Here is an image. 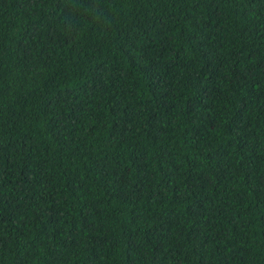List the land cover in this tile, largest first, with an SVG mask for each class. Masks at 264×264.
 I'll list each match as a JSON object with an SVG mask.
<instances>
[{
    "label": "trees",
    "instance_id": "obj_1",
    "mask_svg": "<svg viewBox=\"0 0 264 264\" xmlns=\"http://www.w3.org/2000/svg\"><path fill=\"white\" fill-rule=\"evenodd\" d=\"M0 264H264V0H0Z\"/></svg>",
    "mask_w": 264,
    "mask_h": 264
}]
</instances>
